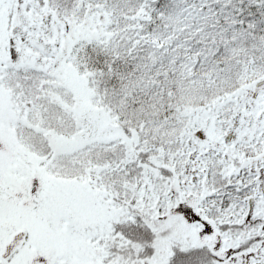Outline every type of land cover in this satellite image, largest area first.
Here are the masks:
<instances>
[{
  "label": "snow or ice",
  "instance_id": "snow-or-ice-1",
  "mask_svg": "<svg viewBox=\"0 0 264 264\" xmlns=\"http://www.w3.org/2000/svg\"><path fill=\"white\" fill-rule=\"evenodd\" d=\"M0 264H264V0H0Z\"/></svg>",
  "mask_w": 264,
  "mask_h": 264
}]
</instances>
